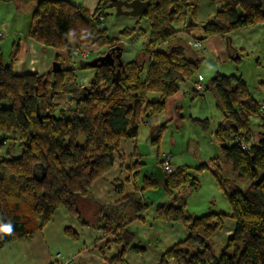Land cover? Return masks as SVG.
<instances>
[{
	"label": "trees",
	"instance_id": "obj_1",
	"mask_svg": "<svg viewBox=\"0 0 264 264\" xmlns=\"http://www.w3.org/2000/svg\"><path fill=\"white\" fill-rule=\"evenodd\" d=\"M208 1L215 8L213 16L198 24L197 0H151L142 17L150 26L149 35L140 27L121 32L123 37L136 32L145 35V47L137 58L124 62L125 71L120 75L108 65L97 69L80 66L95 72L88 86L82 88L74 66L78 63L75 53L88 50L90 55L97 49L103 56L119 45L124 50L120 41L111 39L100 27L106 10L114 5L100 0L90 12L67 0L38 1L26 38L53 49V61L62 63L63 71L18 75L14 64L21 39L12 44L8 60L0 47V149L8 147L9 151L7 156L0 155V248L31 240L56 210L64 207L82 225L111 238L118 253L109 264H126L130 252L147 250L131 228L135 223L148 222L146 212L153 203L145 199V193L163 188L168 203L157 208L155 221L180 224L189 235L162 252L160 264H264V105L251 96L241 76L216 74L204 85V92L214 95L224 118L215 132L218 157L202 163L194 173L172 165L160 186L155 173L141 171L145 164L136 151L128 167L134 192L110 204L92 197L95 182L112 170L121 143L136 141L145 120L164 113L167 100L179 92L181 82L193 83L194 95H203L195 83L205 59H188L182 46L161 50L178 36L177 24L191 19L202 30L197 41L220 36L229 46L232 34L264 26V1ZM186 8L191 9L190 14ZM234 56L239 59L236 53ZM259 88L264 91V83H259ZM151 93L158 94L159 99L150 101ZM69 102L71 108L67 110ZM253 117L263 119L260 136L253 129ZM192 122L202 132L209 130V120ZM168 123L156 133L153 143L157 147ZM232 135L239 139L230 145ZM16 145L22 152L14 157L10 152ZM163 163V159L158 160L157 167L165 172ZM225 168L231 169L236 179L229 178ZM201 172L212 174L226 194L229 213L211 211L195 216L186 211V199L200 188L195 174ZM239 181L250 183L246 191L240 190ZM113 184L123 194V184ZM228 220L235 222L234 232L226 245L219 247L213 237ZM65 233L79 240L72 229Z\"/></svg>",
	"mask_w": 264,
	"mask_h": 264
},
{
	"label": "rangeland",
	"instance_id": "obj_2",
	"mask_svg": "<svg viewBox=\"0 0 264 264\" xmlns=\"http://www.w3.org/2000/svg\"><path fill=\"white\" fill-rule=\"evenodd\" d=\"M38 1H0V47L5 54L6 60H8L11 46L17 36L23 38L28 32L31 16ZM67 1L79 7H84L87 4L86 0ZM258 1L263 2L264 0ZM197 2V14L195 16L197 23L208 22L212 18L215 10L213 4L208 0H197ZM185 12L190 14L191 9L186 8ZM105 14V21L100 23V27L108 31L111 39L121 42L126 51L125 54L129 50L135 51L134 59H136L137 54L145 47V35L136 32L135 34L123 37L121 32L125 29L140 27L147 36L150 33V26L147 20L142 17L117 16L115 7H109ZM176 28L179 30L178 36L170 46L166 45L161 47L162 51H166L173 46H182L188 59L194 61L199 58H204L205 60L199 70V73L205 78L204 85L208 84L216 74L241 76L248 83L251 96L260 102L262 106L264 105V91L259 88V83H264V26H255L232 34L230 46L228 40L220 36L207 38L201 41L202 49L200 50L192 45L202 34V30L198 26H191L189 21H183L177 24ZM203 50L206 51L204 54L202 53ZM101 52L97 49H92L87 59L76 56L78 63L74 66L81 88L88 86L93 70L92 72L89 70H81L80 61H93L100 57ZM235 53L239 56V59L234 58ZM123 61H128L126 55L123 56ZM33 67L34 70L37 68L36 65H33ZM201 93L204 95L195 96L192 84L189 81H184L179 84V92L170 97L166 102L165 112L171 121H169L168 128L162 134L161 141L158 145L160 154L170 153V167L172 165L173 167H187L191 169L190 171L192 173H194V169L202 164L199 161L200 159L207 162L220 155V147L215 139V132L218 126L224 121L223 114L218 108V102L214 95L211 92L203 91ZM158 99L159 95L156 93L149 95L150 101ZM60 101L62 107H65V99L61 98ZM194 119L209 120V130L202 132L193 124L192 120ZM262 120V117H253L251 119L253 129L257 136H260L259 126L262 124ZM231 139L232 141H229L230 145L234 142L238 143L239 136L232 135ZM153 147L156 146L154 145ZM8 152V147L0 149V155L2 156H7ZM21 152L22 149L16 145L10 153L16 157ZM164 156L162 157L163 161ZM144 162L147 171L155 173L157 169V165H155L156 157L146 156ZM225 170L229 178L236 179L231 169L225 168ZM195 178H197L200 188L198 191L190 193L186 199V211L189 214L193 215V212L201 215L207 214L208 207L213 204V201H215V204L212 206L217 208V212H230V205L226 199L227 196L220 189L212 174L209 172L196 173ZM249 185L250 183L247 181L238 182V186L242 191H246ZM199 195H201V199H198ZM131 228L134 230V227L131 226ZM234 228L233 226H224L220 232L216 233L214 236H218L221 233L214 241L216 245L222 247L223 245H220L221 241V244L225 241L227 243L228 238L234 232ZM152 245H155V243Z\"/></svg>",
	"mask_w": 264,
	"mask_h": 264
},
{
	"label": "crops",
	"instance_id": "obj_3",
	"mask_svg": "<svg viewBox=\"0 0 264 264\" xmlns=\"http://www.w3.org/2000/svg\"><path fill=\"white\" fill-rule=\"evenodd\" d=\"M99 1L86 0L87 4L84 7L89 9L90 12H94ZM27 33L23 38L17 36L14 41L21 39L20 54L14 64V69L18 75L29 73L46 74L51 70L55 51L44 48L30 38H26ZM125 52L124 50L123 56L126 55L128 61L124 62L135 60V51L129 50L127 54ZM33 65L37 66L35 70ZM89 71L92 72V70ZM94 74L95 72L93 71L90 79H92ZM191 84L193 87V83ZM169 121L171 120L165 111L160 115L147 118L140 129L136 141H123L121 143L118 157L112 170L103 178L97 180L92 188L94 200L102 204H110L120 201L134 192V182L129 180L130 172L128 170L132 156L137 151L141 162L144 164L146 156L156 157L155 165L158 166V160L162 159L165 154H160L159 147L153 143V140L159 128ZM154 145L156 147H153ZM199 161L204 163L203 159ZM141 171L144 174L152 173L147 171L146 164ZM115 181L123 184V194L114 189L113 183ZM201 198V195H199L198 199ZM145 199L153 203L146 212L148 222L145 224L135 223L132 227L137 231V241L144 244L147 250L144 253L130 252L127 256V264H160V254L167 251L174 244L185 240L189 235V232L180 224L165 225L155 221L157 208L168 203V198L163 188L155 192L145 193ZM212 203L215 204V201ZM212 205L208 207V213L218 211ZM192 214L195 216L205 215L196 214V212ZM226 226H233L234 228L235 222L229 220ZM66 229H72L77 233L79 240L74 241L69 238L65 233ZM218 236H214V241ZM110 241V237H104L102 232L96 228L82 225L80 220L72 217L64 207H60L54 213L51 221L42 231L37 232L31 240L14 241L0 248V264H64L67 260L73 261L74 264H109L108 261L118 253L117 247ZM153 243L155 245H152ZM221 243L220 245L224 246L226 241L223 244Z\"/></svg>",
	"mask_w": 264,
	"mask_h": 264
},
{
	"label": "water",
	"instance_id": "obj_4",
	"mask_svg": "<svg viewBox=\"0 0 264 264\" xmlns=\"http://www.w3.org/2000/svg\"><path fill=\"white\" fill-rule=\"evenodd\" d=\"M116 8V15L117 16H132V17H143L149 10L151 5V0H109ZM127 9L126 11L124 10ZM175 10V7H171V13ZM191 26H196L191 19L189 20ZM77 56V53H75ZM123 49L120 46L114 47L111 51L107 52L106 55L99 57L93 61L87 62L84 60L80 61V66L85 67L89 66L92 69H97L99 66L108 65L112 67L113 71L118 66V73L122 74L125 71V63L122 60ZM116 60H118V64L115 65ZM52 73H60L63 71V64L60 62H52L51 67ZM71 108V102L68 103V109ZM38 114L40 115V110L38 109ZM155 177L157 179L158 184L161 186L163 183L166 182V172L163 171L161 167H157L155 171Z\"/></svg>",
	"mask_w": 264,
	"mask_h": 264
},
{
	"label": "built area",
	"instance_id": "obj_5",
	"mask_svg": "<svg viewBox=\"0 0 264 264\" xmlns=\"http://www.w3.org/2000/svg\"><path fill=\"white\" fill-rule=\"evenodd\" d=\"M101 21H104L103 17L100 18ZM192 45L195 46V48L197 49H202V43L200 41H196L195 43H193ZM206 51L203 50L202 53L204 54ZM77 56L83 58V59H87L89 56V51L88 50H83L82 52H78ZM204 78L202 75H199L197 82L195 83V89L199 92H203L204 91V84H203ZM243 149L247 150L248 149V145H243ZM170 161H171V155L167 154L164 156V170L165 172H170L171 171V167H170ZM64 264H74L73 261L71 260H67Z\"/></svg>",
	"mask_w": 264,
	"mask_h": 264
},
{
	"label": "flooded vegetation",
	"instance_id": "obj_6",
	"mask_svg": "<svg viewBox=\"0 0 264 264\" xmlns=\"http://www.w3.org/2000/svg\"><path fill=\"white\" fill-rule=\"evenodd\" d=\"M132 1H133V0H132ZM142 1H146V0H142ZM124 10L126 11L127 9L124 8ZM119 46H120V45H119ZM120 47H121V46H120ZM113 48H114V47H112L109 51H111ZM121 48H122V47H121ZM122 49H123V48H122ZM109 51H107V52H109ZM123 53H124V50H123ZM75 56H76V55H75ZM103 56H104V55H103ZM100 57H102L101 54H100ZM122 60H123V55H122ZM53 62H54V61H53ZM118 62H119V61L116 60L115 65H117ZM111 68H112V67H111ZM118 69H119L118 66H116V68L114 69L113 72H114L115 74H117V75H120V74L118 73ZM112 70H113V69H112Z\"/></svg>",
	"mask_w": 264,
	"mask_h": 264
}]
</instances>
